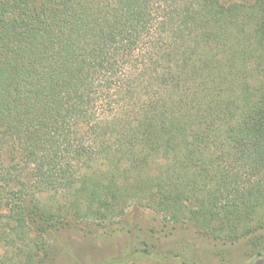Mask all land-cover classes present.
Masks as SVG:
<instances>
[{
  "label": "trees",
  "instance_id": "obj_1",
  "mask_svg": "<svg viewBox=\"0 0 264 264\" xmlns=\"http://www.w3.org/2000/svg\"><path fill=\"white\" fill-rule=\"evenodd\" d=\"M132 208L264 262V0H0V264Z\"/></svg>",
  "mask_w": 264,
  "mask_h": 264
},
{
  "label": "rangeland",
  "instance_id": "obj_2",
  "mask_svg": "<svg viewBox=\"0 0 264 264\" xmlns=\"http://www.w3.org/2000/svg\"><path fill=\"white\" fill-rule=\"evenodd\" d=\"M121 223L101 227L93 235L73 231L62 241H53V255L46 264H105L123 259L135 246L143 249L150 244L155 245L153 257L140 264H252L243 243L226 247L225 262L222 252L206 236L189 227L164 228L161 218L150 210L132 208Z\"/></svg>",
  "mask_w": 264,
  "mask_h": 264
}]
</instances>
